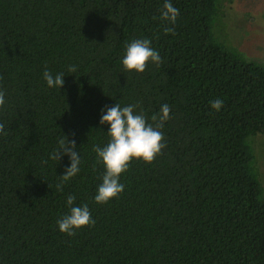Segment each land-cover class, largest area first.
Listing matches in <instances>:
<instances>
[{
  "label": "trees",
  "instance_id": "16d2710c",
  "mask_svg": "<svg viewBox=\"0 0 264 264\" xmlns=\"http://www.w3.org/2000/svg\"><path fill=\"white\" fill-rule=\"evenodd\" d=\"M223 1L170 0L173 23L161 19L166 0H0V264H264L249 139L264 136V63L214 35ZM143 39L162 62L126 70V46ZM46 68L64 73L61 89ZM116 103L139 104L153 126L169 105L166 147L151 163L133 159L124 191L98 204L106 168L93 149L110 141L100 119ZM65 135L81 164L60 191L70 158L50 156ZM68 195L95 221L74 236L57 224Z\"/></svg>",
  "mask_w": 264,
  "mask_h": 264
},
{
  "label": "clouds",
  "instance_id": "9594fccd",
  "mask_svg": "<svg viewBox=\"0 0 264 264\" xmlns=\"http://www.w3.org/2000/svg\"><path fill=\"white\" fill-rule=\"evenodd\" d=\"M178 15L179 9L175 8L170 0H166L161 19L174 23ZM164 31L165 33L175 34L172 28H165ZM149 62L157 65L162 62L158 51L151 47L150 40H134L126 46V55L122 61L126 70L143 73ZM76 70L75 66H69V72L74 73ZM64 77L63 72L53 76L47 68L43 72V78L49 88L61 89L65 84ZM4 104L5 92L0 90V107H3ZM210 105L212 108L219 110L223 106V100L217 98L210 101ZM139 107V104L121 107L120 104L116 103L114 106L106 107L102 112L100 123L110 125L108 135L111 139L106 146H94L93 149L106 168L102 178L103 182L94 197L95 202L98 204L108 203L124 191V185L120 183V176L128 170L133 159H142L147 163H151L158 155L162 154V150L166 147L165 138L160 129L171 118L170 106L164 104L160 110L161 114L152 116L153 122L158 121L155 126L148 122L142 111L136 112ZM4 128V124L0 123V134L6 135ZM76 147L75 140H69L65 135V138L59 140L58 149L50 156L52 160L58 161L63 156L70 158V166L65 169V174L60 175L62 183L57 185L60 191H63V182L69 181L80 171L81 157ZM49 187L51 188L50 185ZM75 200V195H68L67 204L70 212L57 220L59 230L69 236H74L77 229L94 226L95 224L87 204L73 206Z\"/></svg>",
  "mask_w": 264,
  "mask_h": 264
},
{
  "label": "rangeland",
  "instance_id": "374dc122",
  "mask_svg": "<svg viewBox=\"0 0 264 264\" xmlns=\"http://www.w3.org/2000/svg\"><path fill=\"white\" fill-rule=\"evenodd\" d=\"M212 30L226 47L264 63V0L223 1ZM251 138L257 174L264 189V136L259 133Z\"/></svg>",
  "mask_w": 264,
  "mask_h": 264
}]
</instances>
